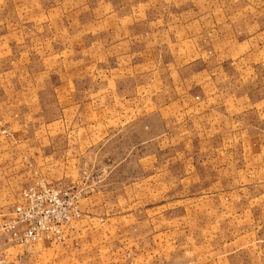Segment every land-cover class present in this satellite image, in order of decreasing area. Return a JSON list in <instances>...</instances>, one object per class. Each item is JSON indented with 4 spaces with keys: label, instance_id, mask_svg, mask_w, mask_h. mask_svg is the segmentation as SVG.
<instances>
[{
    "label": "crops",
    "instance_id": "0c3cea01",
    "mask_svg": "<svg viewBox=\"0 0 264 264\" xmlns=\"http://www.w3.org/2000/svg\"><path fill=\"white\" fill-rule=\"evenodd\" d=\"M44 1L25 4L36 13ZM86 1L67 9L87 13V25H43L51 43L27 59L39 84L0 88V206L16 203L36 172L25 139L38 125L63 143L55 151L64 174H90L83 214L58 245L0 234V257L264 264V0ZM43 7L44 18L55 12ZM15 38L0 33V48L21 46ZM16 51L5 55L11 65ZM43 94L55 115L46 116ZM41 152L52 172L51 144ZM151 194L154 213L142 207ZM118 200L124 212L113 211Z\"/></svg>",
    "mask_w": 264,
    "mask_h": 264
},
{
    "label": "rangeland",
    "instance_id": "374dc122",
    "mask_svg": "<svg viewBox=\"0 0 264 264\" xmlns=\"http://www.w3.org/2000/svg\"><path fill=\"white\" fill-rule=\"evenodd\" d=\"M26 0H0V30L2 34H8L12 35V32L15 33V40H18L21 46H2L0 48V54H2L0 58V88L5 86L4 84L8 80H13L14 82H18L21 87H27L28 85H32L34 83L39 84L35 82L33 78L28 77L27 72V65H28V57H31V55H42L44 51L47 49V46L51 43V37L48 36L45 32L48 33L47 30L43 29V25H87L88 24V14L83 13L79 11V8L75 10L69 11L70 8H72L75 5H81L85 4L87 2L86 0H72L76 1V4H72L71 7L67 6L68 0H46L45 3H39L41 7L36 10V13L32 11L31 8H28V6L25 4ZM54 1V3H53ZM72 3V2H71ZM62 4L64 5L63 7ZM44 5H47L46 8H55V12L47 13L46 18L43 17V10ZM70 5V4H69ZM69 7V9H67ZM65 8V11L63 9ZM74 9V8H72ZM26 25H34L35 27V38L31 39V34H28L27 26ZM14 28L12 31L11 29ZM31 29V27H30ZM31 31V30H30ZM32 33V31H31ZM30 38V39H29ZM14 50V52L17 53L16 50H18L19 59H16L15 64L11 65L10 61H7L5 59V55L7 53H11ZM36 69H40L42 64L37 60ZM18 69L19 73L22 75L20 78H8L6 75L8 71L11 69ZM32 66L29 67L31 69ZM44 95V94H43ZM46 97L45 100V106H47V109L45 110L46 116L48 117V114L55 115L56 110L54 107H52L48 103V98H50V94L44 95ZM44 99V98H43ZM44 103V102H43ZM44 113V112H43ZM50 117V116H49ZM33 134H31L27 139H25V144L28 145L32 155L35 159V170L29 173L30 180L28 186H31L35 184L37 181L42 180L43 183L54 187L56 189H68L72 193L79 192V199L77 201L78 209L81 212L82 211V204L81 201L87 196V190L84 187V183L88 182L90 178V174H88V171H80V172H74L69 175H66L63 173V159L60 157V153H58L55 150H58L59 147L63 145L60 138L54 139L52 143L49 142V139H44L45 135L43 133V128L41 126H34L32 129ZM2 135L7 136L6 132L2 131ZM35 136V137H34ZM35 139V141H34ZM23 143V140H21ZM51 144L52 147V155L50 156L49 160L51 161L53 167L52 172H43V157L44 153L41 152L42 147L44 144ZM16 144L19 145L18 142ZM15 144V146H17ZM27 146H25L26 148ZM19 150H22L20 147H18ZM42 154H44L42 156ZM47 159V154H46ZM32 161V160H30ZM45 161V160H44ZM48 160H46L47 162ZM75 165V162H74ZM76 166V165H75ZM33 168V167H32ZM28 175H24L21 179L24 181V179L29 177ZM79 177V178H78ZM78 178V179H77ZM82 178L84 179V183L82 182ZM64 180H67L68 182H64ZM78 180V181H77ZM83 183V184H82ZM23 185V183H20ZM86 184V183H85ZM27 186V187H28ZM120 194H123L124 191H120ZM170 194V192H169ZM168 194V196H169ZM119 201V202H118ZM117 203L112 205V209L114 212H124V209L126 208L127 204H124L118 200ZM144 202L142 207H145L148 213H154L156 209V198L152 194L149 195L146 199H142ZM15 203H11L7 206H0V214L2 215H9L12 206ZM165 206V205H164ZM81 207V210H80ZM133 208V207H132ZM171 205L164 207L165 213H171ZM81 214H83L81 212ZM0 234H5L0 230ZM7 239L9 240L8 236ZM10 241V240H9ZM13 243L12 241H10ZM14 244V243H13ZM1 258V257H0ZM5 259V258H1ZM6 261H9L8 259H5ZM11 262V261H10Z\"/></svg>",
    "mask_w": 264,
    "mask_h": 264
},
{
    "label": "built area",
    "instance_id": "2783aa9c",
    "mask_svg": "<svg viewBox=\"0 0 264 264\" xmlns=\"http://www.w3.org/2000/svg\"><path fill=\"white\" fill-rule=\"evenodd\" d=\"M79 192L56 189L42 180L24 188L9 215L0 214V230L15 245L61 244L81 219ZM0 264H17L0 258Z\"/></svg>",
    "mask_w": 264,
    "mask_h": 264
}]
</instances>
